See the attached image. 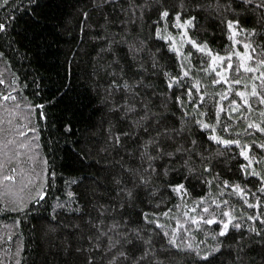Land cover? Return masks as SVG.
<instances>
[{
    "label": "trees",
    "instance_id": "16d2710c",
    "mask_svg": "<svg viewBox=\"0 0 264 264\" xmlns=\"http://www.w3.org/2000/svg\"><path fill=\"white\" fill-rule=\"evenodd\" d=\"M261 2L0 6L7 26L0 34V97L13 98L0 99V264H264V131L247 127L264 129ZM163 11L169 16L161 19ZM177 15L191 26L175 27ZM225 20L239 21L235 38ZM244 44L252 59L243 63L255 71L235 70L242 61L233 53L243 54ZM230 55L213 65L214 57ZM228 63L233 69L224 72ZM217 73L229 82L213 83ZM213 135L240 146L226 147ZM151 137L171 155L157 156ZM145 144L156 157L154 171L141 159ZM244 145L248 160L240 155ZM132 169L144 183L129 175ZM223 212L241 227L219 236L222 224L203 219L226 221ZM137 230L139 239L131 236Z\"/></svg>",
    "mask_w": 264,
    "mask_h": 264
},
{
    "label": "snow or ice",
    "instance_id": "6c2138e0",
    "mask_svg": "<svg viewBox=\"0 0 264 264\" xmlns=\"http://www.w3.org/2000/svg\"><path fill=\"white\" fill-rule=\"evenodd\" d=\"M33 2V0H30V3ZM246 2L248 3H251V0H246ZM8 3V0H2V4H0V6H3V4H7ZM257 7L259 8H264V0H262V2L257 5ZM169 16V12L167 11H163L161 13V19H164V18H167ZM225 23H226V27L228 30H230L232 32V38H235L239 33L237 31H235L236 27L238 26L239 24V21H231V20H225ZM192 24V21L191 20H187L185 21L183 24L180 23V16L177 15L176 16V24L174 25L175 27H179V28H186V27H189L191 26ZM7 30V26L4 22H0V34L6 32ZM244 29H240V32H243ZM159 35V33H158ZM182 35L186 36V32L185 33H182ZM168 39H171V37H168ZM194 46H197L195 45V42H192ZM235 43H240L239 41H235ZM198 47V46H197ZM243 48L245 49V52L243 54L239 53V52H236V53H233V55L237 56V58L241 59L242 63L235 69L236 71H240L241 69H243L244 71H247V72H252V71H255L256 69L254 68H251V67H246L245 64L243 63V61L245 59L247 60H251L252 59V54L250 52H248L247 50L249 48H251V45L250 44H244L243 45ZM201 51H203L204 49L201 48L200 49ZM132 53L135 54V48H133L132 50ZM252 52H255V49H252ZM208 55L211 56V52H208L207 53ZM0 55H3L2 53H0ZM227 59L228 61H231L232 59V56H228L226 58L224 57H219V56H216L213 58L212 60V63L213 65H215L217 63V61H223ZM260 63L262 65H264V60H261ZM233 69V65L231 63H228L225 68H224V72H227L229 70ZM212 71H216L215 67L212 68ZM188 73L187 72H184V76H187ZM217 75L221 76V79L219 80H214L213 83H216V84H219L221 82H224V83H228L229 81L227 80V77L224 76L223 73H217ZM260 78H264V73L261 74V77ZM0 83H3L2 80H0ZM234 83L236 84H239L240 83V80H235ZM169 88L172 87V83H169ZM127 87V86H126ZM194 87H197V90L198 89V86H194ZM252 96H256L258 93L256 92L255 89H252L251 93H250ZM188 95H191V89H189L188 91ZM237 95H239L245 104L248 103L247 99L245 98L246 97V94L244 92H238ZM0 99L4 100V101H8V100H11L13 99L11 97L10 94L8 95H4L2 97H0ZM221 99H227V92L221 94ZM178 102H179V98H177ZM261 103H264V100L261 101ZM223 107H221L220 111H223ZM232 111L233 112H236V111H239V105L235 106L232 108ZM41 115H43L41 113ZM197 123H200L201 126L205 129L209 128L210 125L206 124V123H202L201 121H197ZM249 129L251 128H257L259 129L260 131H264V129H260L258 125H255V124H252V123H249L248 126H247ZM68 131H70L71 129H67ZM160 136H164L166 135V131L165 132H160L159 133ZM117 141L119 140V137H116ZM210 139L216 141L217 143H220V144H223L224 146H229L231 144H236L237 146H240V141L239 140H219L216 136H211ZM151 142L153 144V148L154 150L156 151L157 153V156H165V155H171L170 153H167V152H164L161 148H160V142L157 140L156 137H151ZM262 148H264V144L261 145ZM147 148H148V144H145L143 146V150L141 151V159L142 160H145V161H148V169H152V164H151V161L156 159V157L152 156L151 153H149L147 151ZM240 155L244 157V159L248 160L249 159V156H248V146L247 145H244L242 146V150L240 152ZM251 166V161L249 160V164L248 165H245V166H242V169L243 170H246L248 167ZM154 171V169H152ZM207 170V169H206ZM145 171H147V169H145ZM130 176H134V177H137L140 181V183H144V179H143V176L142 174L140 173L139 169H132L129 173ZM3 179L5 180H10V179H13V177H10V176H5ZM177 192H180L183 190V185H179L176 187L175 189ZM237 190L239 191H242L240 189L237 188ZM133 193L132 192H128V195L131 196ZM37 199L39 200H43L45 198L44 196V193L43 192H40L37 194ZM249 207H255V205H248ZM19 210H22V209H19ZM202 211L204 212H208L209 210L207 208H204L202 209ZM222 216L223 217H227L228 219L225 221V220H222V221H216L215 219H203V223H206V224H214V223H221L222 224V228L221 230L219 231L218 235L219 236H226L228 234V230H229V226L231 225L233 228H236V229H239L241 227V225L239 223H233V220L236 219L234 217H232V215L229 213V212H223L222 213ZM145 218L147 219V215L145 214ZM249 220H252V221H255L258 219L257 216H249L248 217ZM200 221H197L196 219H192V223L193 224H196V223H199ZM262 224H264V220H261L260 221ZM117 227L114 225V228ZM252 231H256L255 229H252ZM256 235H260V232H256ZM131 236L136 238V239H139L140 238V233H139V230L135 231V232H132L131 233ZM125 243H130L131 241L127 238V235L121 237ZM169 243L171 244H175V241L174 240H170ZM216 251H219V249H216ZM147 254V253H146ZM212 253H208L207 255H204L203 257H201L202 259L204 260H207L209 255H211ZM121 255H124L123 253ZM197 255H199V253H197ZM133 260H136L135 257L132 258ZM138 264V262H137Z\"/></svg>",
    "mask_w": 264,
    "mask_h": 264
}]
</instances>
